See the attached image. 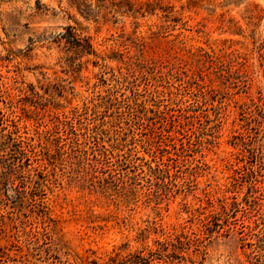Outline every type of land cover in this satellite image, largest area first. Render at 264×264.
I'll list each match as a JSON object with an SVG mask.
<instances>
[{
    "label": "rangeland",
    "instance_id": "374dc122",
    "mask_svg": "<svg viewBox=\"0 0 264 264\" xmlns=\"http://www.w3.org/2000/svg\"><path fill=\"white\" fill-rule=\"evenodd\" d=\"M0 264H264V0H0Z\"/></svg>",
    "mask_w": 264,
    "mask_h": 264
},
{
    "label": "trees",
    "instance_id": "16d2710c",
    "mask_svg": "<svg viewBox=\"0 0 264 264\" xmlns=\"http://www.w3.org/2000/svg\"><path fill=\"white\" fill-rule=\"evenodd\" d=\"M67 32L76 40V37L74 35V28L72 27H68L67 29ZM78 40V39H77Z\"/></svg>",
    "mask_w": 264,
    "mask_h": 264
}]
</instances>
